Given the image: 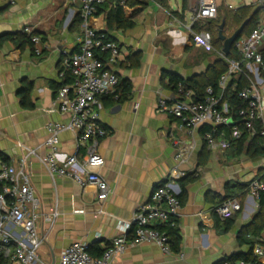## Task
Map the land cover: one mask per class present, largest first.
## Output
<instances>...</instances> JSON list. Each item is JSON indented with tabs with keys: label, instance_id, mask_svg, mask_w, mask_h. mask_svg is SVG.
Instances as JSON below:
<instances>
[{
	"label": "crops",
	"instance_id": "0c3cea01",
	"mask_svg": "<svg viewBox=\"0 0 264 264\" xmlns=\"http://www.w3.org/2000/svg\"><path fill=\"white\" fill-rule=\"evenodd\" d=\"M259 1L218 3L235 9ZM144 2L127 8L129 14L136 11L132 28L107 29L106 13L99 9L93 20L122 47V56L113 67L119 85L130 86L125 95L120 86L119 96L100 97V119L108 130L99 145L105 159L100 173L111 187L107 198H97L94 184L81 186L65 176L53 178L36 155L24 163L43 211L58 208L53 219L42 218L38 224L45 236L38 255L46 264H56L64 248L74 241H86L92 255L100 254L121 234L120 223L130 222L153 189L174 177L175 171L185 172L175 178L181 195L175 226L184 257L177 251L166 253L153 242H142L129 246L111 264H220L252 251L243 239L253 231L260 205L244 185L264 171V156L252 157L246 147L209 150L206 131L201 129L210 124L185 128L179 118L158 111L159 96H174L172 74L184 79L207 74L218 55L195 46L188 29L179 22L189 21L196 0H186L184 10V0H167L168 8L157 0ZM26 28L45 42L41 54L35 53L34 44L18 46L9 36ZM80 42L79 0H0V152L9 163L19 166L27 148L44 156L48 152L47 125L70 121V114L59 109L57 96L62 84L71 79L61 78L59 70L62 59L77 52ZM250 69L264 84L258 67L251 65ZM29 83L27 106L22 96ZM78 142L77 132L65 130L60 134L59 149L71 154ZM182 147L186 153L180 160L176 155ZM84 150L80 146L79 154ZM227 194H237L242 208L223 220L214 206ZM260 235L264 239V228Z\"/></svg>",
	"mask_w": 264,
	"mask_h": 264
},
{
	"label": "built area",
	"instance_id": "2783aa9c",
	"mask_svg": "<svg viewBox=\"0 0 264 264\" xmlns=\"http://www.w3.org/2000/svg\"><path fill=\"white\" fill-rule=\"evenodd\" d=\"M107 0H79L81 42L77 52L62 59L59 76L70 77L58 91L57 101L62 112L70 114L66 124L50 122L47 125L45 146L48 152L40 157L35 149L27 148V154L21 164L16 166L0 158V264H46L38 255V250L45 240L38 230L42 218L53 219L58 208L44 212L40 199L32 186L31 175L25 168V161L30 155L38 156L54 178L65 176L81 186L94 184L97 198L104 200L111 192L108 181L100 170L105 159L99 151L101 140L108 130L100 119V97L104 95L119 96V76L114 64L122 56L120 44L93 24L98 13V6ZM262 1V0H260ZM218 0H196L190 19L183 24L189 31L195 46L207 52L217 51L213 44V34L203 28L204 22L218 15ZM31 34V30L26 28ZM36 54H41L45 42L39 34H32ZM240 59L229 58L223 50L218 53L225 58L227 69L221 74L217 86L208 85L203 95L193 88H187L182 82L174 84V96L161 95L157 109L181 120L180 126L195 128L204 124L213 127L231 125L230 136L216 129L205 132L207 148L228 149L234 140L240 139L246 132L247 139L260 137L264 141V84L259 82L250 69L256 65L260 74H264V19L248 34L240 35L234 43ZM234 75H243L248 84L239 89V96L246 106L238 110V121L230 113V105L225 97L228 84ZM65 130L77 132L78 149L71 154H63L59 149L60 134ZM178 144V142H177ZM84 146V154H79ZM186 148L182 147L176 157H184ZM80 169V171L78 170ZM185 172L175 171L172 178L158 184L149 200L140 205L130 222H121V234L114 236L103 248L100 255L94 256L86 241H74L64 248L56 264H111L115 256L122 254L131 245L153 242L166 253L175 252L166 231L156 226L176 225L181 207L179 190L175 178ZM247 191L259 199L264 191V178L255 176L248 183ZM242 205L238 197H229L214 206L220 218L233 217ZM180 257L184 253L177 251ZM264 245L256 243L253 258L225 259L221 264H264Z\"/></svg>",
	"mask_w": 264,
	"mask_h": 264
},
{
	"label": "trees",
	"instance_id": "16d2710c",
	"mask_svg": "<svg viewBox=\"0 0 264 264\" xmlns=\"http://www.w3.org/2000/svg\"><path fill=\"white\" fill-rule=\"evenodd\" d=\"M144 1L145 0H107L105 3H103V6L99 5L98 9L99 11H105L106 13L107 29L109 30L113 28L128 29V28L134 27L136 24V20L134 18L136 11H134L132 14H129L127 11V8L134 9L137 6H142L143 4H145ZM157 1H159L164 7L168 8L167 0H157ZM184 8H186V0H184V3H183V10ZM263 10H264V0L259 1L256 4L242 5L235 9L226 8V7L221 6V7H218L217 17L204 22L203 28H206L212 32L213 44L217 51H221L223 47V42L218 37V31H219V26L222 23L223 19H225V26L229 18H232L234 22L238 24V27H239L244 22L245 19H247L248 17H251L250 24L245 28L244 32L242 33V34H248L258 24L259 15ZM171 13L179 14L178 12H175V11H171ZM179 16L181 17L182 14H179ZM79 24H80V14H79ZM225 26H224V30H225ZM32 34H38V33L31 32V34H29L25 29H23L14 34H9V36L11 37V39L14 40V42L18 46L19 45L24 46L25 44L32 46L33 45L31 41ZM107 36L112 39V37H110L108 34ZM262 54L264 57V48L262 50ZM227 56L233 59H240V55L236 51L234 44L232 47V51ZM226 69H227V63H226L225 58L222 57L220 54H218L217 59L211 65V68L207 74H202V75L195 76V77L188 78V79H184L183 77L177 74H172L171 82L173 83V85L177 84L178 82H182L187 88L188 87L193 88L199 94L203 95L208 85L212 84V85L217 86L219 77L221 76L222 73L226 71ZM248 83H249L248 80L243 75H234L229 81L228 90L226 91V95H225V97L229 101V105H230L229 110H230L231 115L234 118V121H235L234 123L240 124V125L242 123L238 121L237 113L240 108L246 106V102L242 98H240L238 93H239V89L247 85ZM120 86L122 87V89L120 88ZM118 88H119V91L121 89V93H122L121 95H125L126 93L130 91V86L126 83H121V85H119ZM30 89H31L30 83L23 87L24 94L22 96V101H23V104L27 106H30L28 102V95H29ZM214 128L216 129V132H215L216 136H219L221 132H224L225 135L227 136H230L231 134V125L217 126V127H213L211 125H205L201 130L205 132L207 130H213ZM243 147L247 148L249 155L252 157L264 156V141L260 137H253L252 139L248 140L246 136V132H245L240 139L234 140L232 142L230 149L234 151H239ZM0 158L8 162V158L4 156L2 152H0ZM259 175H261L264 178V171L261 172ZM247 187H248V183L244 185V188L246 190H247ZM180 196L181 195L179 194V198ZM233 196L237 197V194H227L226 196L221 197L216 202V205L223 202L227 198L233 197ZM258 200H259V205H260V212L257 214V217H256L257 220L255 219L253 223L254 225L253 231L250 233H247L246 237L243 239V242L250 245V247L252 248V251L245 253L244 255L234 256L231 259H235L239 257H243L247 259L253 258L254 245L256 243L264 244V239L260 235V229L264 228V191L261 192ZM259 220L261 221L259 222ZM156 227L159 228L160 230L167 232L169 236V241L171 243L173 250L179 251L180 234H179L178 226H170L167 224H162ZM98 255H95V256H98Z\"/></svg>",
	"mask_w": 264,
	"mask_h": 264
},
{
	"label": "water",
	"instance_id": "95a60500",
	"mask_svg": "<svg viewBox=\"0 0 264 264\" xmlns=\"http://www.w3.org/2000/svg\"><path fill=\"white\" fill-rule=\"evenodd\" d=\"M251 17H248L244 20V22L231 34L227 36L224 33L225 19H223L222 23L219 26L218 37L223 42L222 50L228 55L232 51L233 44L237 40V38L244 32L245 28L250 24Z\"/></svg>",
	"mask_w": 264,
	"mask_h": 264
},
{
	"label": "rangeland",
	"instance_id": "374dc122",
	"mask_svg": "<svg viewBox=\"0 0 264 264\" xmlns=\"http://www.w3.org/2000/svg\"><path fill=\"white\" fill-rule=\"evenodd\" d=\"M174 1L175 0H172V2H174ZM226 1L232 2L233 5H237L236 2H238L239 0H226ZM218 2H219V0H218ZM219 13H220V11H219ZM237 27H238V24L235 23L232 18H229V20H228V22H227V24L225 26L224 32H225L226 35L230 36ZM215 54L218 55L217 51L215 52Z\"/></svg>",
	"mask_w": 264,
	"mask_h": 264
}]
</instances>
